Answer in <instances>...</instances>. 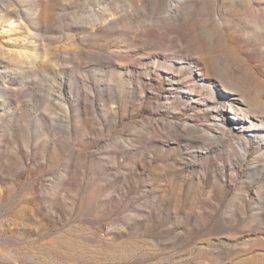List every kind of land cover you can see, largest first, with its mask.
I'll return each instance as SVG.
<instances>
[{
	"label": "rangeland",
	"instance_id": "obj_1",
	"mask_svg": "<svg viewBox=\"0 0 264 264\" xmlns=\"http://www.w3.org/2000/svg\"><path fill=\"white\" fill-rule=\"evenodd\" d=\"M0 264H264V0H0Z\"/></svg>",
	"mask_w": 264,
	"mask_h": 264
},
{
	"label": "bare ground",
	"instance_id": "obj_2",
	"mask_svg": "<svg viewBox=\"0 0 264 264\" xmlns=\"http://www.w3.org/2000/svg\"><path fill=\"white\" fill-rule=\"evenodd\" d=\"M224 91L227 92V90H225V89H224ZM230 102H231V105H230L231 106V110L229 112L234 115L233 119H231L230 122L234 125V130L236 131V133L238 131H241L242 132L244 129H247L246 122L249 120L248 119L249 118L248 114L250 113V111H248L246 109V106L247 105H246L245 101L242 100V99L240 100V99L234 98V99H231ZM227 122L228 121H225V123H227ZM250 125L253 126L254 123L251 122Z\"/></svg>",
	"mask_w": 264,
	"mask_h": 264
}]
</instances>
